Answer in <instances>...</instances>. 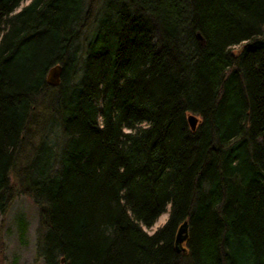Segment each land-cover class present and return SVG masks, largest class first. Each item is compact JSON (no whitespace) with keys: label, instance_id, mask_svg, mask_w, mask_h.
<instances>
[{"label":"trees","instance_id":"trees-1","mask_svg":"<svg viewBox=\"0 0 264 264\" xmlns=\"http://www.w3.org/2000/svg\"><path fill=\"white\" fill-rule=\"evenodd\" d=\"M22 1L0 0V215L36 204L45 264H264V0Z\"/></svg>","mask_w":264,"mask_h":264},{"label":"rangeland","instance_id":"rangeland-1","mask_svg":"<svg viewBox=\"0 0 264 264\" xmlns=\"http://www.w3.org/2000/svg\"><path fill=\"white\" fill-rule=\"evenodd\" d=\"M27 1L23 0L20 5ZM54 129L59 133L58 128ZM19 166L20 163L9 172L11 185L17 184L15 172ZM166 217L167 212H163L150 227L144 228L152 232L166 220ZM38 218L36 204L24 193L17 192L7 211L0 215V264H45L43 257L36 251Z\"/></svg>","mask_w":264,"mask_h":264},{"label":"water","instance_id":"water-1","mask_svg":"<svg viewBox=\"0 0 264 264\" xmlns=\"http://www.w3.org/2000/svg\"><path fill=\"white\" fill-rule=\"evenodd\" d=\"M61 69L62 67L60 63H55L51 65L48 68L45 75L46 83L49 85H57L60 81ZM187 120L191 129H194L197 123V117L192 113H188ZM186 238H187V222L186 220H183L177 227V231L174 239L175 249L177 251L184 250L183 242L186 240ZM63 259H64L63 257L60 258L59 264H63Z\"/></svg>","mask_w":264,"mask_h":264}]
</instances>
